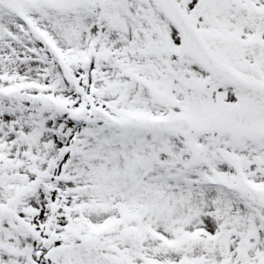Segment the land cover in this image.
I'll return each mask as SVG.
<instances>
[{"label":"snow or ice","instance_id":"1","mask_svg":"<svg viewBox=\"0 0 264 264\" xmlns=\"http://www.w3.org/2000/svg\"><path fill=\"white\" fill-rule=\"evenodd\" d=\"M0 264H264V0H0Z\"/></svg>","mask_w":264,"mask_h":264}]
</instances>
